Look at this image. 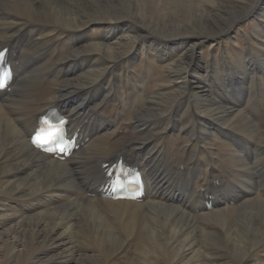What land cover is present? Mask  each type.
Returning <instances> with one entry per match:
<instances>
[{
  "label": "bare ground",
  "instance_id": "obj_1",
  "mask_svg": "<svg viewBox=\"0 0 264 264\" xmlns=\"http://www.w3.org/2000/svg\"><path fill=\"white\" fill-rule=\"evenodd\" d=\"M247 17L244 52L202 60ZM3 46L0 264H264V0H0ZM53 107L79 137L63 162L30 143ZM117 157L142 203L102 197Z\"/></svg>",
  "mask_w": 264,
  "mask_h": 264
},
{
  "label": "rangeland",
  "instance_id": "obj_2",
  "mask_svg": "<svg viewBox=\"0 0 264 264\" xmlns=\"http://www.w3.org/2000/svg\"><path fill=\"white\" fill-rule=\"evenodd\" d=\"M236 17H237V15L234 18H236ZM254 20L257 21V19H255V17H253V18L247 17V18H245V20L241 21L240 24L235 25V27L233 29L234 40L231 41L230 39H225V40H223V42H221L218 45H211L212 43H208L207 45H205L202 48L201 52H199V54H201L200 57L202 58V60L203 61L207 60V58H209V56L210 57L211 56L212 57H218L219 54H223V53L231 54V52L234 50H241L244 52L245 51L244 48L247 47V42H246L247 36L250 35L251 32L254 30L253 24L258 23ZM257 28H258V30H260L263 28V25H257ZM157 33L159 35H163V36H166L168 34V33L162 32V31L161 32L157 31ZM153 37L158 38L157 36H153ZM215 55H217V56H215ZM119 78H117V76H115V75L112 76V75H107L106 73H103L102 75H100L98 77V81L101 82L102 86H108L112 81L119 80ZM101 79H103V80L101 81ZM80 90H82L81 87H79L76 90L75 96H80V95L82 96V94L80 93ZM149 92L152 93V91H149ZM30 98L35 100L37 98V96L31 95ZM24 109H25V107L23 108V111H24ZM123 225H124V223L122 224V226ZM121 229H124V228L121 227ZM122 234L124 236V235H126V232L124 230H122ZM128 247L130 248V250L127 249L126 251H124V250L120 251L117 255L113 256V258L111 260L107 261V264H111L112 262H113V264H115V263L116 264H124V262L128 263L129 261H131V259L134 258L133 255H134L135 250L133 247H130V246H128ZM84 252L85 253H82V254L79 253L78 254L79 259H80V262H79L80 264H91L92 262H91V258H89V256L94 257L93 256L94 254H95L97 259H99V260L103 259V257H101V255H102L101 252H99L98 250H95L92 252H90V251L89 252L84 251ZM94 263H97V262H94Z\"/></svg>",
  "mask_w": 264,
  "mask_h": 264
}]
</instances>
